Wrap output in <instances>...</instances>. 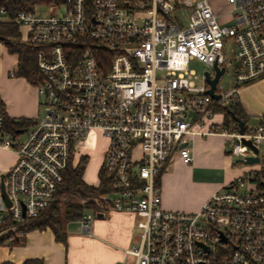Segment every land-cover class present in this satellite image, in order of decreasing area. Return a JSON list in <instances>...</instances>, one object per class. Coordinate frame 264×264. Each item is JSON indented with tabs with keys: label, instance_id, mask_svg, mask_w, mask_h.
<instances>
[{
	"label": "built area",
	"instance_id": "2783aa9c",
	"mask_svg": "<svg viewBox=\"0 0 264 264\" xmlns=\"http://www.w3.org/2000/svg\"><path fill=\"white\" fill-rule=\"evenodd\" d=\"M223 1L229 9L217 14L209 0H192L183 28L169 18L184 5L177 0H50L15 13L14 23L26 29L21 40L40 47L36 85L45 115L11 133L0 100V149L16 157L0 172V240L24 236L23 221L48 207L73 167V147L99 130L108 139L100 168L109 192L85 212L137 218L138 240L125 250L131 261L121 264H264V190L255 172L214 192L195 213L163 210L156 185L174 151L190 162L188 137L230 139L229 154L238 161L253 155L242 139L255 146L264 140V116L255 127L244 124L243 133L235 121H205L213 106L238 103L237 85L264 77V0ZM41 6L61 12L37 17ZM222 15L231 25L219 23ZM228 38L232 58L223 54ZM190 60L206 65L209 79L214 66L222 75L231 66L236 85L223 90L221 75L219 98L212 99L204 75L194 86ZM23 132L25 140H17ZM85 212L78 222L90 234Z\"/></svg>",
	"mask_w": 264,
	"mask_h": 264
},
{
	"label": "crops",
	"instance_id": "0c3cea01",
	"mask_svg": "<svg viewBox=\"0 0 264 264\" xmlns=\"http://www.w3.org/2000/svg\"><path fill=\"white\" fill-rule=\"evenodd\" d=\"M11 73L12 71L9 73V77L14 78ZM3 83L4 88L0 100L6 116L13 119L30 116V111L26 108L21 109L17 114H13L15 110H13V105L9 104V109L14 115L11 116L5 105V103H11L9 101H13L14 94H11L10 90H17L19 85L28 88V83L20 78L13 81L4 79ZM15 115L19 118H15ZM222 121L223 116L214 123L218 125ZM259 121L260 118L257 119V124ZM244 124L246 125V123ZM230 144V141L218 134L202 138L192 137V139H189L188 137L186 145L190 149V162L185 163L176 155L164 172L159 175L157 183L160 188V206L162 209L195 213L201 209L202 205L214 192L240 175L260 169L261 165L257 169L235 165L238 160L234 161V158L229 154ZM263 161L260 160V164ZM210 173L217 177L215 181H208ZM192 192H197L194 199L185 197ZM96 214H100L102 217H97L99 220L95 221L92 226L90 225V228L92 227L90 234H86L82 230L81 236L69 234L66 231V225L65 243H60L52 241L54 236L49 229L34 230L25 235V238L28 236L29 238L25 241L26 246L24 245L23 249L17 253L18 257L15 256L18 260H10V254L8 253L6 257L0 260V263L9 261L20 264L29 258L42 259L44 264H121L122 262H130L131 258L125 256V250L138 240L137 218L132 214L115 211ZM106 216L108 217L105 218ZM92 229H94V234H92ZM47 232H50V234ZM136 232H138L137 237ZM82 243L95 248L88 253L91 256L93 255L95 260L85 262L79 260V256L75 253V247ZM79 250L82 253L83 249L79 248Z\"/></svg>",
	"mask_w": 264,
	"mask_h": 264
},
{
	"label": "rangeland",
	"instance_id": "374dc122",
	"mask_svg": "<svg viewBox=\"0 0 264 264\" xmlns=\"http://www.w3.org/2000/svg\"><path fill=\"white\" fill-rule=\"evenodd\" d=\"M182 1L184 4L183 6L177 7L175 11L169 13V18L179 24L181 28L186 27L189 19V15L192 11V0H177ZM199 1V0H193ZM213 10L217 14L225 13L229 7L223 0H209ZM61 10H54L51 6H41L35 9L34 15L37 17H45L50 14L60 13ZM219 23L223 25H231V16L230 15H222L219 18ZM19 31L21 33V39L25 40L26 29L25 27H20ZM223 54L226 58H232L234 55V45L233 40L228 38L226 39ZM16 64L15 56L10 55L6 52L4 46L0 44V95L2 93V89L4 88V79H8L10 81L18 80V78H10L9 73L14 70ZM208 70V67L204 65L202 62L197 60H190L189 61V71L193 74L192 75V82L194 86L199 87L202 85V76L203 73ZM3 79V80H2ZM21 79V78H20ZM24 80V79H22ZM25 81V80H24ZM26 82V81H25ZM236 83L233 80V69L231 66H228L225 73L221 76L219 80V86L223 88V90L227 91L231 87L235 86ZM238 90V97L240 107L245 115L246 118V126L247 127H255L257 125V119L262 118L264 116V77L255 79L250 81L246 84H239L237 85ZM14 94L13 101H9L11 103L6 104V110L8 111L9 115H12L11 110L9 109V104L13 105V114H17L21 111V109L26 108L30 111V116L25 117L26 119L40 121L43 119L45 115V106L43 104V99L37 93V85L29 84L28 88H24L21 85L17 87V90H10ZM223 112H213V118L211 120L206 119L205 121L209 123L210 121H217L218 118H222ZM15 118H19L15 115ZM26 133H20L17 136V140L22 141L25 140ZM192 139V137H189ZM188 140V139H187ZM230 141V139H227ZM108 146V139L103 136V134L99 130H92L89 133L87 140L83 143H78L71 152V164L75 167L81 158L85 159L84 168L82 172L81 179L88 185L94 186L98 184V171L102 165L103 157L105 150ZM231 148V144L229 146ZM258 148V157L260 160H264V140L260 141L256 144ZM178 155V151H174L170 157L168 158L166 164L162 165L160 174L164 172L167 168L168 164L171 162L174 156ZM252 155V153H251ZM102 157V158H101ZM233 157V156H232ZM234 161L237 159L235 157ZM15 155L14 153L8 150H1L0 149V172H6L15 162ZM181 159V157H180ZM182 160V159H181ZM237 166L239 167H246L249 169H257L260 167V162L252 165L242 164L240 162H236ZM159 174V175H160ZM159 175L157 176L159 178ZM217 177L210 173V177L208 181H215ZM158 182V179H157ZM157 185V191L160 195V188ZM249 188H254L253 184H249ZM195 192V190H193ZM189 193L185 197L188 199H194L196 193ZM162 208V207H161ZM164 210V209H163ZM85 216L89 217L90 225L92 226L93 223L99 220L96 217L95 213H91L89 211L85 212ZM106 216L105 218H107ZM92 228V227H91ZM66 231L69 234L79 235L81 236V225L78 221H73L67 224ZM50 234V232H47ZM92 234H94V229H92ZM138 232H136L137 237ZM14 236V234H12ZM9 236V235H7ZM29 236L26 238L28 240ZM52 241H55L52 238ZM25 245V244H24ZM23 246H15L9 247L7 245L0 246V260L9 253L10 260H18L17 253L23 249ZM76 245V244H74ZM26 246V245H25ZM79 248L83 249L82 253L80 252ZM72 249V246H71ZM95 249L90 247L89 244L82 243L79 246L76 245L75 253L79 256L80 261H92L95 260V257L91 254H88L89 251ZM81 254V257H80ZM17 257L15 258V256Z\"/></svg>",
	"mask_w": 264,
	"mask_h": 264
},
{
	"label": "trees",
	"instance_id": "16d2710c",
	"mask_svg": "<svg viewBox=\"0 0 264 264\" xmlns=\"http://www.w3.org/2000/svg\"><path fill=\"white\" fill-rule=\"evenodd\" d=\"M50 0H14L9 3L0 2V8H5V14H0V44L4 46L6 52L16 57L15 68L12 71V76L24 79L29 84H38L41 81V76L37 70V53L40 49L38 45L30 44L21 40V34L18 25L13 21L15 13L21 10H31L33 4L49 2ZM214 112H223V125H227L230 121H234L231 114L246 123L245 115L239 103L232 105L229 109H221L213 106ZM33 120L19 118L13 119L6 116L4 113V126L11 132L15 133L19 128H24L32 125ZM85 159L81 158L75 167H69L65 176L64 182L57 189L54 200L48 207L38 214L35 218H28L23 221L20 230L24 236L15 238L9 243H4L6 237L0 240V246H23L25 244V235L31 231H43L49 229L56 242L65 243L66 232L65 227L68 223L79 221L85 210L94 207L93 199L109 192V180L100 168L98 171L97 186L87 185L83 180L82 172ZM162 168H160L158 175ZM255 172L256 187L259 190H264L261 182L264 181V161L258 171ZM158 177L156 178L157 182ZM0 264H14L9 261H3ZM20 264H44V261L39 258H29Z\"/></svg>",
	"mask_w": 264,
	"mask_h": 264
},
{
	"label": "water",
	"instance_id": "95a60500",
	"mask_svg": "<svg viewBox=\"0 0 264 264\" xmlns=\"http://www.w3.org/2000/svg\"><path fill=\"white\" fill-rule=\"evenodd\" d=\"M214 69H215L216 74H215V76H214L213 79H209V78H208V74H207V72H204L203 75L205 76V78H206V82H207V84H208V86H209V89L206 90L205 94L209 95L212 99L217 100L219 97H218V95H216V94L214 93V88H215V85L217 84V82H218L220 76H221L222 73H223V69L218 70L215 66H214ZM231 117H232V119L237 123L238 128H239V132H240V133H243L244 122L241 121L240 119H238L237 117H234L233 114H231ZM241 143L244 144V145H246V146H248V147L250 148V150L252 151L253 155L250 156V157H247L245 160H239L238 162H240V163H242V164H247V165H252V164L259 163V162H260V159H259V157H258V148H257L255 145H253V144H252L250 141H248V140H243V139H242V140H241ZM182 146H184V145H182ZM182 146H181V147H182ZM261 185H263V183H261ZM2 195H3V197L6 199V195H5L4 192H2ZM7 202H8V201H7ZM8 204H9V202H8ZM96 217H102V215H100V214H96Z\"/></svg>",
	"mask_w": 264,
	"mask_h": 264
}]
</instances>
